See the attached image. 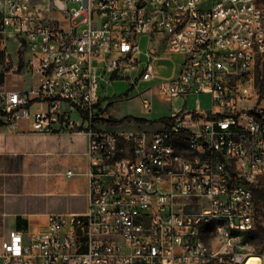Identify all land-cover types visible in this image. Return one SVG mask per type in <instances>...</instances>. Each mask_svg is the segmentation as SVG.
I'll return each mask as SVG.
<instances>
[{"label": "built area", "instance_id": "1", "mask_svg": "<svg viewBox=\"0 0 264 264\" xmlns=\"http://www.w3.org/2000/svg\"><path fill=\"white\" fill-rule=\"evenodd\" d=\"M68 1L0 0V53L16 42L22 71L36 78L27 90L0 84V120L16 130L39 102L33 133L78 124L88 136L87 207L13 226L2 264H245L264 177V4ZM157 36L183 55L170 76L157 72ZM117 79L143 94L145 109L154 107L147 91L182 104L152 130L102 129L101 100ZM201 94L209 107H186Z\"/></svg>", "mask_w": 264, "mask_h": 264}, {"label": "rangeland", "instance_id": "2", "mask_svg": "<svg viewBox=\"0 0 264 264\" xmlns=\"http://www.w3.org/2000/svg\"><path fill=\"white\" fill-rule=\"evenodd\" d=\"M264 4V0H258ZM79 2L68 1L71 8ZM84 26L82 25L80 29ZM160 53L157 72L166 77L174 74L180 67L183 55L170 48L160 36L153 39ZM145 47L148 38L142 39ZM26 55L18 49L16 42L9 43L8 51L0 53V84L11 88L22 87L23 69ZM14 71L15 73H10ZM10 73V74H9ZM27 83L30 77L26 75ZM259 81L264 88V71L259 72ZM150 83H141L139 89ZM109 96L101 100L102 114L106 117L95 126L114 132H128L139 128L150 130L158 128L161 119L171 115L172 110L181 106L182 100H167L157 92L149 91L145 95L152 97L154 107L151 110L142 106L143 94L131 89L130 83L117 79L109 84L105 91ZM198 100L203 107H209L211 96L201 94L187 98V108H197ZM173 104V105H172ZM132 117H145L148 121H139ZM105 119H111L109 123ZM148 123L149 125H145ZM88 136L78 124L63 126L51 134L15 133L0 124V253L3 240L9 230L17 225L27 227L28 221L35 222L46 218L51 212L84 211L88 203L86 180V147ZM73 171L72 174H69ZM256 227L246 233L242 242L251 254L264 258V177L259 178L255 186ZM23 219L17 223V217ZM0 264L1 258H0Z\"/></svg>", "mask_w": 264, "mask_h": 264}, {"label": "crops", "instance_id": "3", "mask_svg": "<svg viewBox=\"0 0 264 264\" xmlns=\"http://www.w3.org/2000/svg\"><path fill=\"white\" fill-rule=\"evenodd\" d=\"M10 73H15V72H10ZM9 73V74H10ZM17 73V72H16ZM23 77V81H24V84L22 87H19L20 89H23V90H27V89H31L33 86H34V81H35V77L34 75H32L31 73L27 72V71H21L19 72ZM26 75H28L30 77V83L28 84L27 83V78H26ZM35 78V79H34ZM36 82V81H35ZM3 86H5V81L4 83L2 84ZM7 86V85H6ZM8 87V86H7ZM41 107H46L44 104H41L39 102H34L32 103L30 106H29V110H30V115L29 117H26V116H22L20 118V121H19V128L14 130V129H11L9 128L8 126L4 125L5 127H7L8 129H10L12 132H15V133H33L31 131V124H32V120H33V116L35 114V111ZM88 143V141H87ZM87 149V147H86ZM86 169H87V164H86ZM86 180H87V177H86ZM88 197V196H87ZM42 221L45 220L41 218ZM29 222V225H34V223L36 222H31V221H28Z\"/></svg>", "mask_w": 264, "mask_h": 264}, {"label": "bare ground", "instance_id": "4", "mask_svg": "<svg viewBox=\"0 0 264 264\" xmlns=\"http://www.w3.org/2000/svg\"><path fill=\"white\" fill-rule=\"evenodd\" d=\"M262 256L259 254H251L245 264H262Z\"/></svg>", "mask_w": 264, "mask_h": 264}, {"label": "trees", "instance_id": "5", "mask_svg": "<svg viewBox=\"0 0 264 264\" xmlns=\"http://www.w3.org/2000/svg\"><path fill=\"white\" fill-rule=\"evenodd\" d=\"M129 118H135L136 120H139V121H148V119H146L145 117H132V116H130ZM105 121H107L109 123L115 122V121H112L111 119H105ZM0 124H2L1 120H0ZM22 220H25V219H23L21 216L17 217V223H19Z\"/></svg>", "mask_w": 264, "mask_h": 264}]
</instances>
